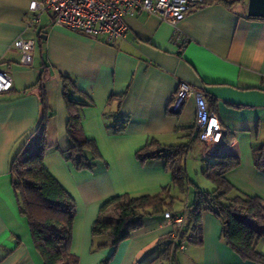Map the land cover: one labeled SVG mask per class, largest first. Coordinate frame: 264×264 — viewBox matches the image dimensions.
<instances>
[{"label":"crops","instance_id":"0c3cea01","mask_svg":"<svg viewBox=\"0 0 264 264\" xmlns=\"http://www.w3.org/2000/svg\"><path fill=\"white\" fill-rule=\"evenodd\" d=\"M31 1L0 0V70L12 78L11 89L0 93V264H45L12 176L14 156L37 136L44 114L40 84L49 107L44 164L76 202L70 249L78 264H173L162 256L174 230L163 213L147 215L116 246L107 235L94 236L92 228L109 198L155 194L172 184L164 159L138 160L137 151L147 143L187 144V161L192 149L204 156L195 137V98L184 99L179 109L172 105L181 82L203 91L218 115L223 128L218 155L240 160L225 173L228 181L238 193L264 202V171L253 156L264 144V19L247 15L248 0H205L177 29L147 12L126 16V34L114 40L54 24L47 12L30 25ZM19 36L34 40L29 64L21 63L13 46ZM65 77L72 95L88 101L77 108L100 154L92 170L76 168L65 155L70 147ZM116 123L122 130H114ZM191 198L181 208L174 203L171 211H183ZM201 238L202 243L187 241L175 264H261L241 258L225 242L221 219L212 212L202 215ZM257 249L264 254V238Z\"/></svg>","mask_w":264,"mask_h":264},{"label":"trees","instance_id":"16d2710c","mask_svg":"<svg viewBox=\"0 0 264 264\" xmlns=\"http://www.w3.org/2000/svg\"><path fill=\"white\" fill-rule=\"evenodd\" d=\"M69 80V77H65L67 135L70 141V147L65 155L76 168L92 170L100 154L96 142L88 138L82 129L80 110L77 108L88 101L72 95L75 91L70 90ZM40 92L44 114L37 129L39 138L37 137L38 140L35 142L33 139L26 141L14 156L13 186L20 211L28 219L34 244L45 264H78L77 256L70 249L76 202L44 164L45 150L48 146L46 127L49 118L44 84H40ZM111 116L119 118L114 114ZM113 127L116 131L122 130L119 123ZM195 137L198 138L196 132ZM189 148V145L184 143L163 146L152 140L139 149L136 156L142 163L155 158L164 159L165 165L172 173L171 185L183 189L185 174L183 160ZM253 156L256 167L264 171V144L253 149ZM214 157L216 160L209 164L211 172L206 175L215 187L209 192L198 188L195 202L182 211L186 215L183 231L178 234L174 229L175 236L173 233L166 236L168 243L162 251V256L175 264L176 252L184 240L190 237L191 242L202 243L201 218L204 212L209 211L221 219L222 237L241 258L264 264V254L257 249L258 242L264 238V202L257 195L238 193L226 178L225 173L240 163L237 157L226 155ZM169 186L155 194L125 193L109 198L100 207L92 234L107 235L111 240L110 244L116 246L128 233L141 228L147 215L164 214L166 210H172L173 200L167 202L170 196ZM107 261L108 259L104 260V263Z\"/></svg>","mask_w":264,"mask_h":264},{"label":"built area","instance_id":"2783aa9c","mask_svg":"<svg viewBox=\"0 0 264 264\" xmlns=\"http://www.w3.org/2000/svg\"><path fill=\"white\" fill-rule=\"evenodd\" d=\"M203 0H32L29 9L35 14L30 25L40 23V15L47 12L52 22L72 31L94 35H105L107 40L123 38L128 29L126 16L147 12L158 16L171 24L174 29L186 15L202 5ZM13 46L20 50V61L31 63L34 40L19 36ZM12 78L5 70H0V93L9 91ZM194 97L197 106L196 132L203 144L204 157L221 154L220 144L223 138V128L218 115L209 107L205 93L189 83L181 82L173 98V108L179 109L184 99ZM164 217L174 229L181 233L186 225V215L182 211L166 210ZM173 230V236L176 235ZM184 240L179 249H184Z\"/></svg>","mask_w":264,"mask_h":264},{"label":"rangeland","instance_id":"374dc122","mask_svg":"<svg viewBox=\"0 0 264 264\" xmlns=\"http://www.w3.org/2000/svg\"><path fill=\"white\" fill-rule=\"evenodd\" d=\"M37 137L38 133L37 136L33 138V142L38 140L39 137ZM197 145H199V143ZM191 154H193V158H190L188 161L186 160V158L183 160V166L185 169L183 189L179 187H174L173 185L169 186L170 196H168L167 202L173 200L172 204L176 203V208H181L185 206L190 196L193 198H191L192 203L195 202V196L198 191V188H200L204 192H209L213 190L211 189V187L214 186V184L206 175L207 173L211 172V169L209 168V164L211 163V161L207 159H211L212 156H201L199 150L194 152V149H192Z\"/></svg>","mask_w":264,"mask_h":264},{"label":"water","instance_id":"95a60500","mask_svg":"<svg viewBox=\"0 0 264 264\" xmlns=\"http://www.w3.org/2000/svg\"><path fill=\"white\" fill-rule=\"evenodd\" d=\"M247 15L249 17L264 18V0H248Z\"/></svg>","mask_w":264,"mask_h":264}]
</instances>
